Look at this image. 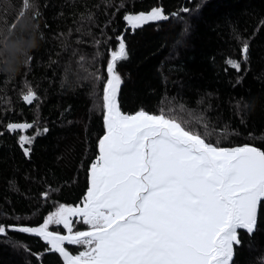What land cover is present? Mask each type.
<instances>
[{
  "label": "trees",
  "instance_id": "obj_1",
  "mask_svg": "<svg viewBox=\"0 0 264 264\" xmlns=\"http://www.w3.org/2000/svg\"><path fill=\"white\" fill-rule=\"evenodd\" d=\"M152 7H163L169 19L135 32L123 20ZM20 10L22 0H0V22L10 25ZM34 10L32 59L24 57L14 76L0 75V223L38 227L59 204L82 203L104 131L103 85L94 77L106 78L109 50L121 34L129 52L118 65L123 112L171 108L185 119L192 113L203 118L196 130L204 131L203 123L215 130L213 143L264 150V0H35ZM229 59L241 62L239 71ZM28 87L38 97L29 105L22 99ZM24 122L33 127L7 129ZM21 135L33 138L27 156ZM239 236L233 264H264V204L254 234ZM65 246L72 254L81 249ZM47 248L39 237L8 231L0 236V264H62Z\"/></svg>",
  "mask_w": 264,
  "mask_h": 264
},
{
  "label": "snow or ice",
  "instance_id": "obj_2",
  "mask_svg": "<svg viewBox=\"0 0 264 264\" xmlns=\"http://www.w3.org/2000/svg\"><path fill=\"white\" fill-rule=\"evenodd\" d=\"M22 7L10 25L0 22V49L14 37L30 38L29 29L20 25L29 10H33L29 23L39 11L34 10L35 0H22ZM168 19L163 7L123 17L133 32ZM116 40L115 50H109L106 78L94 77L103 85L104 134L88 169L82 206L61 203L38 227L0 223V236L6 237L8 231L35 235L46 242V251L59 254L63 264H233L234 246L241 244L239 231L254 234L264 204V150L248 143L233 147H221L219 140L213 143L215 130L209 131L207 123L202 124L204 131L196 130L193 125L203 118L192 113L185 119L171 108H161L158 114L144 109L123 112L119 93L124 81L118 65L129 52L124 34ZM248 51L245 40L244 60ZM5 56L0 51V57ZM25 57L26 62L32 59L29 51ZM226 63L237 71L241 68L240 61ZM37 98L32 87L22 95L27 104ZM180 110L184 111L182 105ZM32 127L28 122L7 125L9 131ZM19 142L29 155L25 144L31 145L33 138L21 135ZM43 195L47 198L48 193ZM73 218L87 230L75 231ZM51 225L62 226L67 234L50 231ZM65 244L83 250L73 255Z\"/></svg>",
  "mask_w": 264,
  "mask_h": 264
},
{
  "label": "clouds",
  "instance_id": "obj_3",
  "mask_svg": "<svg viewBox=\"0 0 264 264\" xmlns=\"http://www.w3.org/2000/svg\"><path fill=\"white\" fill-rule=\"evenodd\" d=\"M29 27L34 26L30 25L27 21L22 22L20 25V28L25 30H28ZM34 46L35 38L33 36H30V38L14 37L11 39L3 49H0V51L6 53L5 57H0V73L14 76L25 62L24 57L27 52Z\"/></svg>",
  "mask_w": 264,
  "mask_h": 264
},
{
  "label": "rangeland",
  "instance_id": "obj_4",
  "mask_svg": "<svg viewBox=\"0 0 264 264\" xmlns=\"http://www.w3.org/2000/svg\"><path fill=\"white\" fill-rule=\"evenodd\" d=\"M55 211V210H54ZM73 221H74V230L75 231H82V230H85L87 229V226L84 225L83 223H81L77 218H73ZM51 227H54L55 230H51ZM81 228V229H80ZM50 231H60L61 234H67L66 233V230L63 229L62 226H59V225H51L50 228H49ZM74 246H77L79 248H81L79 251L83 250V248L81 246H78V245H74ZM66 247V246H65ZM78 251V252H79ZM76 252V254L78 253ZM75 255V254H73Z\"/></svg>",
  "mask_w": 264,
  "mask_h": 264
},
{
  "label": "water",
  "instance_id": "obj_5",
  "mask_svg": "<svg viewBox=\"0 0 264 264\" xmlns=\"http://www.w3.org/2000/svg\"><path fill=\"white\" fill-rule=\"evenodd\" d=\"M27 104V103H26ZM27 105H29V104H27ZM104 125V124H103ZM103 134H104V131H103ZM102 134V135H103ZM101 135V136H102ZM239 146H241V145H239ZM97 152H98V146H97ZM98 155V154H97ZM95 160V159H94ZM88 189V188H87ZM86 192H87V190H86ZM86 192H85V194H86ZM85 196V195H84ZM81 206H82V203L80 204ZM258 212H259V210H258ZM85 230H87V229H85ZM83 231V230H82ZM243 231V230H242ZM244 232H246V231H244ZM31 235V234H30ZM33 236H35V235H33ZM37 237V236H36ZM42 240V239H41ZM43 241V240H42ZM45 244H46V242L45 241H43ZM235 247V246H234ZM62 259V258H61ZM62 264H63V260H62Z\"/></svg>",
  "mask_w": 264,
  "mask_h": 264
}]
</instances>
